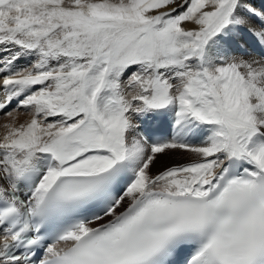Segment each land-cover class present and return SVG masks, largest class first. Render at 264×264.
I'll return each mask as SVG.
<instances>
[{"label":"snow or ice","instance_id":"obj_1","mask_svg":"<svg viewBox=\"0 0 264 264\" xmlns=\"http://www.w3.org/2000/svg\"><path fill=\"white\" fill-rule=\"evenodd\" d=\"M245 34L264 0H0V264H264Z\"/></svg>","mask_w":264,"mask_h":264},{"label":"bare ground","instance_id":"obj_2","mask_svg":"<svg viewBox=\"0 0 264 264\" xmlns=\"http://www.w3.org/2000/svg\"><path fill=\"white\" fill-rule=\"evenodd\" d=\"M244 39L248 41V47H247V51L248 52L252 53L253 55H259L261 53H264V48L259 47V45L255 42V40L251 36L245 34L244 35ZM19 63H21L20 65H22V66H25V64H26V62L24 60H21ZM2 118H3V116H2ZM20 118L24 122V121L28 120L30 118V116L28 114H26L25 112H22L20 114ZM7 121L8 120H6L4 123L0 124V133L2 132V130H4L3 125L5 123H7ZM17 123H21V122H19V118L17 119ZM190 142H192V143H198V140L197 139H193Z\"/></svg>","mask_w":264,"mask_h":264},{"label":"rangeland","instance_id":"obj_3","mask_svg":"<svg viewBox=\"0 0 264 264\" xmlns=\"http://www.w3.org/2000/svg\"><path fill=\"white\" fill-rule=\"evenodd\" d=\"M19 64H21V63H19ZM20 66H22V65H20ZM22 112H24V111L21 110V111L17 114V119L19 118V122H23V120L20 118V114H21ZM1 119H2V120H1ZM1 119H0V124L4 123L6 120H8V118H6V117H3V118H1ZM3 131H4V130H2V132L0 133V135L3 134ZM170 155L173 156V157H175L176 159H182L183 156H184L185 154L182 153V152H179L178 150H176V151L171 152ZM172 162H173L172 160H168V163H172Z\"/></svg>","mask_w":264,"mask_h":264}]
</instances>
